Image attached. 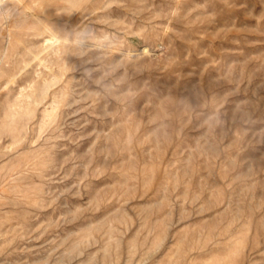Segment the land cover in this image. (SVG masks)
Returning <instances> with one entry per match:
<instances>
[{
  "label": "rangeland",
  "instance_id": "rangeland-1",
  "mask_svg": "<svg viewBox=\"0 0 264 264\" xmlns=\"http://www.w3.org/2000/svg\"><path fill=\"white\" fill-rule=\"evenodd\" d=\"M0 264H264V0H0Z\"/></svg>",
  "mask_w": 264,
  "mask_h": 264
},
{
  "label": "bare ground",
  "instance_id": "bare-ground-1",
  "mask_svg": "<svg viewBox=\"0 0 264 264\" xmlns=\"http://www.w3.org/2000/svg\"><path fill=\"white\" fill-rule=\"evenodd\" d=\"M14 111V110H13ZM24 112V111H23ZM52 114V113H51Z\"/></svg>",
  "mask_w": 264,
  "mask_h": 264
},
{
  "label": "clouds",
  "instance_id": "clouds-1",
  "mask_svg": "<svg viewBox=\"0 0 264 264\" xmlns=\"http://www.w3.org/2000/svg\"><path fill=\"white\" fill-rule=\"evenodd\" d=\"M10 18V17H9Z\"/></svg>",
  "mask_w": 264,
  "mask_h": 264
}]
</instances>
